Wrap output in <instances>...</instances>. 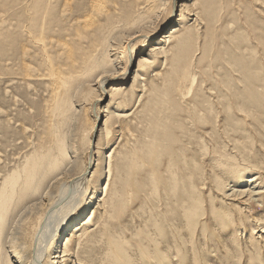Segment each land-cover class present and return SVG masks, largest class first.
Segmentation results:
<instances>
[{"label": "rangeland", "instance_id": "obj_1", "mask_svg": "<svg viewBox=\"0 0 264 264\" xmlns=\"http://www.w3.org/2000/svg\"><path fill=\"white\" fill-rule=\"evenodd\" d=\"M204 1L206 5L203 3ZM208 1H211L213 10L219 11L208 10L211 5ZM208 1L191 0L193 3L190 11L183 18L187 26L184 30L188 29L190 37L187 40L189 44L184 45L185 47L187 45V48L184 47L185 49L181 50L180 54L177 53L176 56L179 45L177 46V42L174 41L165 49L167 50L169 47L167 51L171 52L170 54L160 55V58L158 56L153 57V63L150 65H154V67L148 69L147 75L141 80L137 98L135 100L132 98V101L129 96L126 104H121L126 118L117 121L118 123L115 125L116 135L111 138L112 140L110 139V144L105 139L99 142V135L93 138L94 143L99 142V146L104 152L103 160L100 161L103 164L102 173L98 177L95 175L94 181L92 180L93 187L97 188L94 203L97 206L99 200H102L101 203L107 202L110 205L112 196L115 197L118 192L116 197L120 198V204L118 203L115 208L117 213L111 214L104 206L98 210L94 218L97 222L93 228L102 234L106 230V225L113 222V232L127 235L126 241L122 240L124 251L106 259L107 264H160L154 260L156 254L161 255L164 251L173 250L174 243H178V241L181 243H179L178 248L184 245L183 249L171 251L173 254L175 253V257L171 255V261H163L161 264H171L172 262V264H177L178 259L176 257L178 254L184 257L182 264H195L197 257L200 259V264H239L236 262L238 259H226L231 250L235 249L237 252L254 250L258 247V243L264 245L263 234L261 235L262 238L257 236L255 241H251L254 230L250 226H243L240 221L219 223L217 219L221 216L213 217L212 215V212L223 213V211H231L237 214L239 209L245 208L239 202L230 201L228 195L232 189L245 188L246 180L253 176L255 171L241 175L238 173V166L249 162L246 158L248 153L251 157L250 162L254 160L264 162V0H213L219 9L215 7L212 0ZM173 7L170 5L167 10L171 13H167V17L164 16L156 23V31L158 32L150 43L142 42L140 44L137 49L138 54L140 51L144 52L142 54L147 53L149 46L153 45L162 33L174 26L173 24L179 18L181 9L176 5L174 9ZM175 11L177 12L175 13ZM16 23V17L11 13V9L0 5V141L9 148L8 158L23 150L24 147L27 148L30 142L47 132L44 125L45 110L43 109L44 97L48 95L45 89L46 85L37 79L33 80L35 83L32 80L25 81L27 66L36 67L33 69L38 74L44 68L36 55H25L22 52L25 41L19 35ZM158 71L162 77H157L158 74L155 73ZM189 72L190 74H188ZM177 73L179 75L184 74V76L181 77ZM166 78L172 82L170 80L165 81ZM244 81L248 83L246 82V84ZM168 83L170 87L167 85ZM114 84H111L106 90L109 92L108 94L102 91L98 92L101 100L97 107L102 114L98 124L100 127L107 116L105 110L107 111V105L112 98L109 88ZM146 86L148 87L145 89L147 92L143 90ZM151 86L159 87L161 90L163 88V90L156 96L154 94L148 96L147 93ZM256 90L261 96L256 93ZM251 93L257 94L259 97L256 98V95L253 97ZM252 97L259 101L257 102L255 99L254 102ZM128 99L132 102H128ZM79 104L80 106L84 105L82 102ZM228 105L230 106L228 107ZM172 106L177 108H174L175 113ZM89 112H82L83 114L78 118L79 120L77 119L74 128L72 127L70 131L75 148L79 150V155L83 156V163L79 164V168L75 170L76 173H81L80 170L85 168L86 163L84 164V161L89 157L87 155L89 145L87 135L91 123ZM114 116L116 115L114 114ZM42 125H44L43 128ZM24 128L29 129L28 134L23 133ZM133 136L135 139H132ZM245 142L247 144L254 143L253 146L248 147L252 149L251 152L242 148ZM150 144L153 146L150 147ZM98 150L95 151V159L100 157L96 153ZM110 150H115L111 157ZM146 153L153 155L150 156ZM233 159V164H226ZM251 164L253 165V163ZM0 166L2 170L4 169L3 171L6 170L5 165ZM91 166L93 169L88 176L89 179H92L96 168L93 162ZM140 166L142 169L138 168ZM136 169H140V171ZM164 178L165 180H163ZM120 185L121 187H119ZM96 206L87 209L83 215L81 214L82 216L78 217L80 219L75 222V226L87 222L92 208H96ZM183 211L189 215L192 211V214L207 215L202 218V224L198 223L199 225L195 224L189 227L194 230L192 231L187 230V218L190 216H184ZM253 212L256 213V216L264 218V208L261 203L255 204ZM176 213L180 215V218ZM165 217L168 222L165 221ZM158 222L161 225L160 228L166 229L167 236H163V241H157L161 243L157 249L155 244L153 246L151 241H148V237H137L136 233L145 228L151 230L154 225H159ZM208 223L209 225H207ZM235 228L241 232L237 233L234 231ZM146 229L145 232H147ZM181 231L183 232L180 233ZM257 231L259 232V230ZM259 233L261 234V232ZM152 234L148 233V236ZM205 234L206 237H204ZM168 236V240L165 239ZM174 236L176 237L174 238ZM183 236L185 237L183 238ZM180 237L186 241L182 243ZM65 238L66 236L59 240L61 249L65 244ZM174 240L175 242H173ZM224 240L229 245L228 247L221 244ZM166 241L171 243L170 249L165 247ZM201 242L205 243L202 244ZM188 243H190L189 247L186 246ZM94 247L100 248L101 244L98 243ZM195 247L200 251L198 252L200 255L190 249ZM82 250V247L79 248L75 244L69 249V255L73 252L81 254ZM201 250H206V252L204 251L206 254ZM115 257H121L123 262H118ZM149 257L152 260H148ZM10 259H12L13 264H16L17 259L13 254ZM97 262L102 264L101 260H97ZM246 264H264V259L260 260L255 257L251 261H246Z\"/></svg>", "mask_w": 264, "mask_h": 264}, {"label": "bare ground", "instance_id": "obj_2", "mask_svg": "<svg viewBox=\"0 0 264 264\" xmlns=\"http://www.w3.org/2000/svg\"><path fill=\"white\" fill-rule=\"evenodd\" d=\"M192 3L191 0H0V5L10 8L11 13L16 17L18 33L25 41L22 52L25 55H36L41 66L44 68L38 74L34 72L36 71L33 69L34 66H27L25 70L27 78L25 81L28 82L37 79L45 83L46 93H48L43 101V109L45 110L44 125L47 130L46 134L36 138L35 141L33 140V142H30L27 148L24 147L23 150L11 155L9 158L7 153L9 148L0 141V165L6 166L5 171H3L4 169L2 170L0 166V264H13L11 261L12 259H10L12 254L17 259L16 264H67V262H70V264H98L97 260H101L102 264H107L106 259L124 251L122 240L126 241L127 235L123 233L118 234L116 231L113 232V222L106 225V230H104L102 234H100V231H97V229L94 230L93 228L96 225L95 222H97L94 218L98 210L104 206L111 214H115L117 213L115 208L118 206L120 199L116 197L119 193L116 190L118 193L116 194L115 192L116 196H112L110 205H108L107 202L101 203L102 200H99L97 206L94 203L97 188L93 187V181L95 175L98 177L102 173L103 164L100 161H102L104 157V152L103 149L100 148L99 142L105 139L110 144L111 138L116 135L115 125L118 123L117 121L126 118L124 117L125 111L122 109L121 104H126L129 96L131 100L132 98H134V100L137 98V93L140 91L139 87L141 80L147 75V70L154 67V65H150L153 63V57L170 54L171 52L167 51L169 47L167 50L165 49L166 46H170L174 41L177 42V46L179 45L176 56L181 50L187 48V45L186 47L184 45L190 37L188 29H186V31L184 30L187 26L183 18L188 14V11H190ZM203 3H205V1ZM214 3L215 7L218 8L216 2ZM170 5H172V7L174 6L173 9L175 5L181 9L179 18L175 24H173L174 26L170 27L167 32L162 33L160 37L154 41L153 45L149 46L147 53L142 54L144 52L140 51L138 54L137 49L140 44L142 42L150 43L154 35L158 32L156 31V23L164 16H168L166 14H169L170 11H168L167 8L170 7ZM196 6L198 5L196 4ZM211 7H213L212 4L210 8L207 6L208 10L210 9L212 12L217 10H213L214 8ZM176 12L177 11H175V13ZM190 33L192 34V32ZM155 74H158L157 77L162 75L159 71ZM184 74L182 75L184 76ZM188 74H190V72ZM182 75L179 76L183 77ZM169 80L170 79L166 78L165 81ZM170 81L172 82V80ZM111 84H114L109 88L110 95L112 96L110 99L111 102L107 105V111L105 110L107 116L102 121V126L100 127L98 124L102 118V114H100L97 107L101 100L99 99L98 92L102 91L108 94L109 92L106 90ZM167 85L169 86L170 84L168 83ZM146 88L148 89L146 86L143 90ZM162 90L159 89V87L151 86L147 94L148 96L151 94L156 96ZM256 91L258 94L259 91ZM257 94H255L256 98L261 96V94H258L259 96H257ZM255 95H253V97H255ZM166 96L168 95L166 94ZM175 99L177 98L175 97ZM175 99H173V101H176ZM132 101L128 99V102L131 103ZM79 102L84 103V105L80 106ZM176 104L174 105L176 106ZM229 106L230 105H228V107ZM86 111H90L89 113L91 114V123L90 120L88 121L90 123V129L87 135V137H89L87 150V155H89V157L84 161V164H86L85 168L80 170L81 173H76L75 170L79 168L83 156L79 155V150L75 148L70 131L72 127L74 128L77 119L83 114L82 112ZM173 112L175 113V110ZM114 114L116 116H114ZM44 125H42V128ZM28 130L24 128L23 133L28 134ZM98 135L100 140L95 144L93 138ZM132 139H135L134 136ZM161 144L160 146H163ZM164 144L166 145V142ZM253 144H247L245 142L242 148L251 152L252 149L248 147L253 146ZM152 146L150 144V147ZM96 149H99L96 153L100 156L97 159H95ZM110 151L111 157L112 152L115 150ZM249 154L250 153L246 156L249 162L240 164L238 166V173L247 175L246 172L255 171V174L248 177L245 188L232 189L231 193L228 195L230 201L239 202L245 206V208L240 210L239 207H237L239 209L237 214L231 211H223V213L219 212L220 214L218 212H212V215L213 217L221 216V218L217 219L219 223L240 221L243 226H250L255 234L251 235V241H255L257 236L262 238L261 235H264V218L256 216V213L253 212L256 203H261L264 208V162L258 160L250 162L251 157H249ZM148 155H150V153ZM137 159L139 158L137 157ZM92 162L96 165V168L92 179H89L88 176L93 169V166H91ZM233 163L234 159L226 164ZM251 163H253V165ZM138 168L142 169L141 166ZM136 170L140 171V169ZM111 171L113 172V170ZM165 178L167 177L165 176ZM165 178L163 180H165ZM174 184L176 183L174 182ZM119 187H121V185ZM95 206L96 208H92L90 212L89 220L82 225L77 224V226H75V222L80 219L78 217L82 216L87 209ZM119 209L116 210L118 211ZM149 209L151 208L149 207ZM183 212L184 216H190L187 218V230H192L189 227L201 223L202 218L207 215L202 213L192 214V211L191 216V214L189 215L186 214L185 211ZM178 213L176 214L178 215ZM180 215H178L179 218ZM154 218L155 217L152 219ZM183 219L185 220V218ZM166 220L165 217V221ZM207 225H209V223ZM153 227L154 228H151V230L144 227L147 232H145V229L140 230V232L138 231L136 233V236L148 237V241H151L152 245L155 244L158 249L161 243L157 241L164 239L163 236H167V233L165 231L166 229L164 230L163 227L160 228V223ZM155 230L157 231L155 232ZM257 230H259L261 234ZM202 231H204L203 228ZM234 231L237 233L241 232L237 228H235ZM176 232L179 231L176 230ZM148 233L153 234L148 236ZM64 236H66V241L63 249H61L59 240ZM175 237L176 236H174V238ZM184 237L185 236H183V238ZM204 237H206V234ZM167 238H169V236L165 239ZM179 239L183 241L182 237ZM175 240L173 242H175ZM184 241L186 240L184 239ZM184 241L182 243H184ZM225 242L224 240L221 244L228 247L229 245ZM98 243L101 244V247L96 249L94 246ZM163 243L165 244V242ZM179 243L178 241V243H174V246L172 245L173 250L177 249L179 251L180 248L183 249L182 247L184 245L178 248ZM201 243L204 244L205 242ZM75 244L79 248L82 247L83 252L81 254L73 252L69 255V249ZM170 244V242L166 241L165 247L169 248ZM189 244L190 243L186 244V246L189 247ZM240 245L242 244L240 243ZM190 249L197 253L200 252L196 247ZM173 250L171 249V251ZM171 251H164L161 255L156 254V259L154 260H157L160 264L163 263V261L169 262L171 255H175V253L173 254ZM201 251L206 252V250ZM205 252L204 254H206ZM177 256V264H182L184 257H181V254ZM255 257H258L260 260L264 259V245L258 243V247L254 250H241L240 252H237L235 249L231 250L226 259L234 258L238 259V261H236L237 263L246 264V261H251ZM115 258L118 262H123L121 257ZM148 260H152V258L149 257ZM199 260L200 259L197 257L195 264H200Z\"/></svg>", "mask_w": 264, "mask_h": 264}]
</instances>
